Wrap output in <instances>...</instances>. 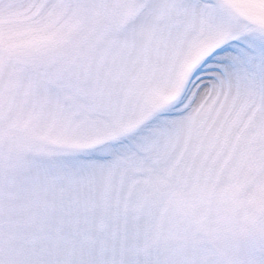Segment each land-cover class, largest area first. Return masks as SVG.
Returning a JSON list of instances; mask_svg holds the SVG:
<instances>
[{"label":"snow or ice","instance_id":"6c2138e0","mask_svg":"<svg viewBox=\"0 0 264 264\" xmlns=\"http://www.w3.org/2000/svg\"><path fill=\"white\" fill-rule=\"evenodd\" d=\"M0 264H264V0H0Z\"/></svg>","mask_w":264,"mask_h":264}]
</instances>
